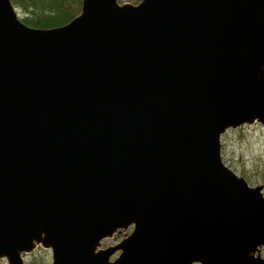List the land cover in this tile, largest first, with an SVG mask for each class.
<instances>
[{"label": "water", "instance_id": "1", "mask_svg": "<svg viewBox=\"0 0 264 264\" xmlns=\"http://www.w3.org/2000/svg\"><path fill=\"white\" fill-rule=\"evenodd\" d=\"M257 122L264 0H84L50 29L0 0V261L264 264V186L221 156Z\"/></svg>", "mask_w": 264, "mask_h": 264}, {"label": "rangeland", "instance_id": "2", "mask_svg": "<svg viewBox=\"0 0 264 264\" xmlns=\"http://www.w3.org/2000/svg\"><path fill=\"white\" fill-rule=\"evenodd\" d=\"M19 18L24 22L27 19H36L40 15L39 6H31L25 0H11ZM61 3H60V2ZM84 0H51L52 8L57 9L59 5L67 8L64 16L73 20L80 15ZM143 0H119L120 5H138ZM42 9V8H41ZM50 11L46 7L42 12ZM25 23V22H24ZM26 24V23H25ZM27 25V24H26ZM29 26V25H28ZM32 27V26H30ZM221 156L224 164L235 174L242 177L251 187L264 186V128L259 125H249L239 129L228 130L221 139ZM264 193V191H263ZM133 233V228L117 233L114 238L103 242V247L108 248L122 242ZM117 253L111 258L114 261L119 257ZM264 258V249L262 251ZM26 264H52V252L39 247L35 252L23 256ZM0 264H7L1 260Z\"/></svg>", "mask_w": 264, "mask_h": 264}, {"label": "trees", "instance_id": "3", "mask_svg": "<svg viewBox=\"0 0 264 264\" xmlns=\"http://www.w3.org/2000/svg\"><path fill=\"white\" fill-rule=\"evenodd\" d=\"M26 2H30L31 6H39L41 8H36L37 10H40L39 17L36 19H27L24 20V22L32 26L33 28L37 29H50L55 27H60L68 24L70 21H72L70 18L68 19L66 16H64V10L65 8L62 5H59L57 9L52 8V2L51 0H25ZM60 2V1H59ZM61 3V2H60ZM50 7V11L42 12L46 7Z\"/></svg>", "mask_w": 264, "mask_h": 264}, {"label": "flooded vegetation", "instance_id": "4", "mask_svg": "<svg viewBox=\"0 0 264 264\" xmlns=\"http://www.w3.org/2000/svg\"><path fill=\"white\" fill-rule=\"evenodd\" d=\"M254 125H259L260 127H263L264 128V124L263 123H259V122H257V123H255ZM249 125H245L244 127H248ZM114 238V237H113ZM112 239V238H111ZM106 240H108V239H106ZM106 240H104V241H106ZM103 241V242H104ZM112 247V246H111ZM102 248L103 249H106V248H104L103 246H102ZM109 248V247H108ZM263 249L264 248H262V250H261V256H262V251H263ZM51 251V250H50ZM263 257V256H262Z\"/></svg>", "mask_w": 264, "mask_h": 264}]
</instances>
